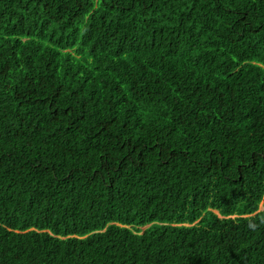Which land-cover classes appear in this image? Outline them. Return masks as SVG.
I'll use <instances>...</instances> for the list:
<instances>
[{"label": "trees", "instance_id": "1", "mask_svg": "<svg viewBox=\"0 0 264 264\" xmlns=\"http://www.w3.org/2000/svg\"><path fill=\"white\" fill-rule=\"evenodd\" d=\"M0 264H264V0H0Z\"/></svg>", "mask_w": 264, "mask_h": 264}]
</instances>
